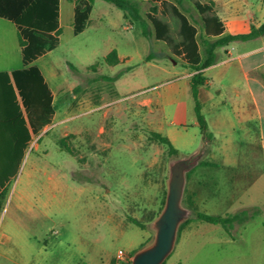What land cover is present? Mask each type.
Segmentation results:
<instances>
[{
  "label": "rangeland",
  "instance_id": "obj_1",
  "mask_svg": "<svg viewBox=\"0 0 264 264\" xmlns=\"http://www.w3.org/2000/svg\"><path fill=\"white\" fill-rule=\"evenodd\" d=\"M137 1L144 18L155 13L178 30L179 21L168 6ZM212 1L216 13L233 8L234 0ZM249 1L236 0L243 15ZM250 4L252 22L241 14V27L227 23L229 32L247 31L264 20V0ZM179 8L196 23L200 42L202 20L193 0H181ZM73 19L71 0H61L59 42L32 62L52 90L55 114L33 135L5 186L0 264H115L119 249L131 254L153 237L151 222L165 196L171 162L195 151L202 141L189 84L193 71L165 42L147 39L138 22H130L104 0H94L88 23L78 34ZM259 43L237 41L234 53ZM22 66L16 26L0 17V70ZM227 66L233 67L225 70ZM225 67L224 72L218 67L206 70L210 83L198 89L212 138L194 159L208 164L194 168L184 193L191 207L215 215L236 209L228 201L227 179L233 170L260 172L264 167L254 130L249 137L246 123L234 113L232 75L238 68ZM200 88L207 94L200 96ZM152 131L168 136L178 154L170 155ZM216 175L222 179L223 199L217 204ZM256 184L238 194L242 201L264 202V176ZM258 230L254 222L245 243L229 244L222 225L193 220L164 264H260V251L246 247L247 241H260V236L250 235Z\"/></svg>",
  "mask_w": 264,
  "mask_h": 264
},
{
  "label": "trees",
  "instance_id": "obj_2",
  "mask_svg": "<svg viewBox=\"0 0 264 264\" xmlns=\"http://www.w3.org/2000/svg\"><path fill=\"white\" fill-rule=\"evenodd\" d=\"M104 1L122 10L124 17L130 22H138L147 39L153 36L156 40L165 42L171 51L193 71L189 84L195 100L196 121L202 139L209 142L212 134L202 111V105L197 99L199 87L204 86L207 81L203 71L217 61L220 49L225 46L264 35V21L246 32H226L223 22L214 10L212 0H193L202 20L201 41L198 42L196 23L191 22L185 12L179 8L181 0H151L158 2L162 7H169L167 11L180 24L176 32L155 13H147V19L144 18L137 0ZM93 2L94 0H76L73 19L75 34L85 29ZM59 11V0H0V17L7 18L16 25L18 44L24 63V66L15 68L11 72L0 71V213L3 208L5 186L16 174L33 135L39 134L45 126L49 125L55 114L52 90L40 68L32 62L57 46L61 32ZM149 24L152 26H148ZM176 36L179 37L178 41L175 40ZM110 56L111 53L107 59ZM114 57L117 60L116 55ZM147 57L151 59L152 55L149 54ZM151 135L167 146L170 155L178 154V149L168 136L158 131H152ZM197 161L187 171V178L197 165L208 164L204 160ZM165 196L158 213L162 209ZM183 204L190 209V214L179 227L176 243L183 228L193 220L220 224L227 233H231L235 222L243 223L256 215V211L250 209L225 215L209 214L191 207L185 202L184 196ZM132 221L138 226H144L136 219ZM135 251H132L131 257Z\"/></svg>",
  "mask_w": 264,
  "mask_h": 264
},
{
  "label": "crops",
  "instance_id": "obj_3",
  "mask_svg": "<svg viewBox=\"0 0 264 264\" xmlns=\"http://www.w3.org/2000/svg\"><path fill=\"white\" fill-rule=\"evenodd\" d=\"M253 2L250 0L245 7V8L248 7V12L244 13L247 16L239 12V10L237 9L238 4L236 0L232 2L233 8L228 10V12H225L223 14L217 12L218 16L220 17L221 21L225 26L226 32H229L227 23L232 24V27L234 28L241 27L240 24L244 22V20H239L241 14L244 17H247L248 22L250 23L252 22L249 18L250 17L249 15H252L251 14L252 12H250V9L252 8L251 6L252 4L250 3ZM71 3L73 4V9H74L76 0H71ZM59 7L61 10V0H59ZM263 21L264 20H262L261 22ZM261 22L256 23L252 26H248L247 31H249L252 27L258 26ZM59 24H60V17H59ZM238 32H246V31H237L234 33H238ZM263 38L264 35L255 38L253 40H249V42L260 41V43L252 49H246L240 52L238 51L236 54L234 53V51L237 50L238 48L234 43L225 46L220 51L222 53L227 52L229 56L225 57L223 54H220L219 51V55H222L224 59L222 58V60L217 61L216 63L210 65L203 71L205 75L206 70H208L209 68L218 67L219 72H224L225 70H228L231 67H233V66L225 67V65H233V64L238 68L236 74H234L235 76L232 75V86H233V93L235 96L233 103L234 113L237 118H240L242 121L246 123L249 137L253 135L251 132L252 130H254L253 131L255 133L254 138L258 143L260 152L262 154H264V40ZM244 42H248V41H244ZM222 68H224L225 70H222ZM13 69L15 68L3 69L0 71L11 72ZM209 83L210 81L209 78L207 77V81L205 85L208 86ZM216 91L222 93V87L220 86L216 87ZM205 94H207L206 90L204 88H200V96H204ZM224 102L221 101L219 105L222 106L219 107H223V105L225 104ZM220 118L224 119V116L221 115ZM208 125L210 126V124ZM220 161L218 162L220 163ZM263 176H264V167L260 172H257L255 170H248V171L233 170L227 179L228 188H229L228 201L230 204H233L234 202L236 204L235 207L236 209L232 213H238L243 209H250L256 211V215L254 217L244 221L243 223H239V222L234 223V226L231 229V233L228 234L229 241L227 243L229 244L238 243V242L245 243L246 239H248L245 235L246 234L248 235L250 233L249 229L252 223L254 222L258 223L259 227H261L262 230H258L256 231V233H251L250 235L252 237L260 236V241H255V240L250 242L247 241L246 247L251 249L253 252L260 251V255H261L260 264H264V202H262L260 205H255V204L251 205L242 201L241 196L239 195L240 196L239 197L238 194L239 193L242 194L247 191L249 192L250 186L255 185ZM214 180L216 184L218 183L219 186V192L215 193L214 201L216 202V204H217V200L223 203V199L221 198L222 195L220 194L222 179L216 175ZM239 226L242 227L239 229V231L234 233V231Z\"/></svg>",
  "mask_w": 264,
  "mask_h": 264
},
{
  "label": "water",
  "instance_id": "obj_4",
  "mask_svg": "<svg viewBox=\"0 0 264 264\" xmlns=\"http://www.w3.org/2000/svg\"><path fill=\"white\" fill-rule=\"evenodd\" d=\"M207 143L202 139L195 151L181 155L171 162L165 201L151 222L153 237L133 253L130 264H163L174 250L179 227L190 214V209L183 204L186 173L193 166L195 157L204 151Z\"/></svg>",
  "mask_w": 264,
  "mask_h": 264
},
{
  "label": "built area",
  "instance_id": "obj_5",
  "mask_svg": "<svg viewBox=\"0 0 264 264\" xmlns=\"http://www.w3.org/2000/svg\"><path fill=\"white\" fill-rule=\"evenodd\" d=\"M131 254L128 253L126 250L119 249L116 254V262L115 264H128L131 262Z\"/></svg>",
  "mask_w": 264,
  "mask_h": 264
}]
</instances>
